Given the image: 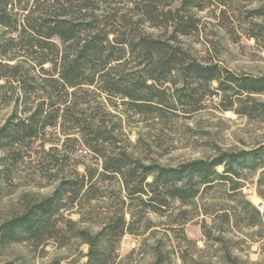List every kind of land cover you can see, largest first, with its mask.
Returning <instances> with one entry per match:
<instances>
[{"label":"rangeland","instance_id":"rangeland-1","mask_svg":"<svg viewBox=\"0 0 264 264\" xmlns=\"http://www.w3.org/2000/svg\"><path fill=\"white\" fill-rule=\"evenodd\" d=\"M126 1L128 8L135 7V0ZM155 1L164 12L179 10L199 21L198 30L178 40L193 59L220 66L223 77L229 72L264 79V0ZM15 13L21 23V7ZM169 27L149 33L172 38ZM20 34L21 26L13 33L0 27V37L14 38L18 45L4 51L0 61L19 65L15 71L0 67V131L21 121V58L29 53L21 51ZM175 81L170 77L168 86ZM217 88L214 83L201 106L169 107L160 121L151 120L152 114H123L120 99L110 103L105 116L97 109L85 115L89 121L104 120L110 130L121 125L117 147L131 145L162 166L262 149L264 93L236 89L225 94ZM197 89L193 104L206 91ZM173 92L166 95L169 106H174ZM57 128L38 139L21 140L20 135L0 149V264H90L91 244L101 260L94 264H264V161L237 170L228 181L202 186L194 200L166 205L158 213L151 211L147 197L144 203L127 199L120 178L107 179L93 194L96 199L73 203L70 193L62 195L59 209L34 235L4 238L10 222L52 198L61 184L88 170L98 176L104 171L89 147L67 141L58 134L61 124Z\"/></svg>","mask_w":264,"mask_h":264},{"label":"trees","instance_id":"trees-1","mask_svg":"<svg viewBox=\"0 0 264 264\" xmlns=\"http://www.w3.org/2000/svg\"><path fill=\"white\" fill-rule=\"evenodd\" d=\"M134 4L130 9L126 0H0V27L13 33L21 26V51L29 53L21 58V121L10 122L0 131V149L8 148L20 135L21 140L44 137L48 128L61 124L58 134L67 141H81L104 168L99 176L88 170L80 179L61 184L52 198L10 222L4 238L34 235L59 209L62 195L70 193L73 203L96 199L93 194L107 179L120 178L127 199L144 203L147 197L151 211L158 213L166 205L194 200L202 186L228 181L237 170L264 161L263 147L254 153L162 166L148 162L131 145L118 148L121 125L110 130L104 120L87 119L86 111L97 109L99 116H105L110 103L120 99L123 114H152L151 120L160 121L178 103L201 106L214 83L217 93L236 89L264 93V79L237 78L229 72L223 77L220 66L198 62L178 46L179 37L199 29L194 17L182 16L179 10L164 12L155 0H135ZM17 7H21V23ZM169 26L172 38L149 33L164 27L167 31ZM15 41L0 37L1 57L8 48L18 46ZM0 67L19 69L1 61ZM170 77L178 79L172 88ZM2 79L8 81V77ZM199 87L208 94L202 93L193 104L190 99ZM168 90L174 91V106H169ZM221 166L223 174L218 172ZM90 250V264H94L99 252L95 244Z\"/></svg>","mask_w":264,"mask_h":264}]
</instances>
